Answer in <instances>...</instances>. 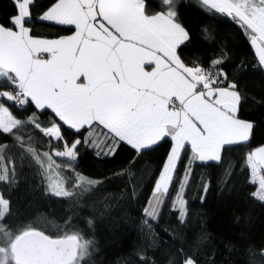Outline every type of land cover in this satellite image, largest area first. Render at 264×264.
Segmentation results:
<instances>
[{
  "label": "snow or ice",
  "instance_id": "6c2138e0",
  "mask_svg": "<svg viewBox=\"0 0 264 264\" xmlns=\"http://www.w3.org/2000/svg\"><path fill=\"white\" fill-rule=\"evenodd\" d=\"M33 2L14 0L18 14L10 18L9 26L0 24V135L23 149L19 133L32 126L50 142L56 141L51 152L30 145L26 152L39 166L46 191L69 199H79L99 183L75 172L81 144L113 155L121 143L141 154L170 141L143 209L149 230L174 183L182 154L190 150L172 205L183 222L191 165L221 161L225 147L247 143L254 128L238 117L243 97L218 68L223 60L215 59L204 68L189 66L181 58L179 49L190 37L179 22L176 0H161L166 10L158 13L149 12L150 0H54L39 19L70 26L72 34L53 39L34 37L26 26ZM201 3L239 24L264 68V0ZM13 108L36 111L22 118ZM49 110L57 119L42 126L37 111ZM62 126L78 134L85 129L88 135L68 143ZM97 129L104 130L102 137ZM7 147L0 144V182L11 183L15 168L10 174L4 165ZM245 167L249 183L257 186L251 195L264 202V146L246 155ZM10 215V201L0 193V264H87L93 242L79 231L58 228L49 233L31 223L15 225ZM65 224L71 227L68 221ZM183 264L197 261L186 257Z\"/></svg>",
  "mask_w": 264,
  "mask_h": 264
},
{
  "label": "trees",
  "instance_id": "16d2710c",
  "mask_svg": "<svg viewBox=\"0 0 264 264\" xmlns=\"http://www.w3.org/2000/svg\"><path fill=\"white\" fill-rule=\"evenodd\" d=\"M53 3L54 0H34L30 6L26 26L34 37L53 39L72 34L70 26L39 19ZM176 4L179 22L190 37L179 49L181 58L189 66L204 68L222 59L218 68L237 84L243 97L238 117L254 125L250 140L226 146L221 161H196L191 165V177L184 189L187 215L183 222L172 205L190 150L182 154L174 183L157 220L150 221L149 230L144 224L143 209L166 161L170 141L141 154L121 143L113 155L98 154V148L81 144L75 172L99 183L79 199H69L46 191L39 166L26 152L29 145L40 152H50L56 141L50 142L32 126L19 133L23 149L7 135H0V144L8 145L4 165L10 174L15 168L13 182H0V193L11 204L10 222L31 223L49 233L58 228L79 231L93 242L87 264H183L186 257H192L197 264H264V202L251 195L257 186L249 183L250 171L245 167L246 155L264 146V68L258 65L247 33L230 17L209 9L201 0H176ZM165 10L161 0H150L149 12ZM16 14L14 0H0V24L9 26L10 18ZM12 110L22 118L36 111ZM37 116L42 126L57 119L50 110L37 111ZM96 131L103 136L104 130ZM81 133L62 126L68 143L88 135L85 129ZM63 174L70 175L66 170Z\"/></svg>",
  "mask_w": 264,
  "mask_h": 264
},
{
  "label": "rangeland",
  "instance_id": "374dc122",
  "mask_svg": "<svg viewBox=\"0 0 264 264\" xmlns=\"http://www.w3.org/2000/svg\"><path fill=\"white\" fill-rule=\"evenodd\" d=\"M254 49V48H253ZM255 50V49H254ZM51 152V151H50ZM53 159H55L56 161H59V160H57V159H61V158H58V157H53ZM200 162V161H199ZM214 162H216V161H214Z\"/></svg>",
  "mask_w": 264,
  "mask_h": 264
},
{
  "label": "crops",
  "instance_id": "0c3cea01",
  "mask_svg": "<svg viewBox=\"0 0 264 264\" xmlns=\"http://www.w3.org/2000/svg\"><path fill=\"white\" fill-rule=\"evenodd\" d=\"M45 22H48V21H45ZM48 23H50V22H48ZM52 23H54V22H52ZM64 37V36H63ZM71 130V129H70ZM72 131H75V130H72ZM212 162H214V161H212ZM203 163H206V162H203Z\"/></svg>",
  "mask_w": 264,
  "mask_h": 264
},
{
  "label": "built area",
  "instance_id": "2783aa9c",
  "mask_svg": "<svg viewBox=\"0 0 264 264\" xmlns=\"http://www.w3.org/2000/svg\"><path fill=\"white\" fill-rule=\"evenodd\" d=\"M25 107H27V106H25ZM23 108H21V109H19V110H22Z\"/></svg>",
  "mask_w": 264,
  "mask_h": 264
}]
</instances>
